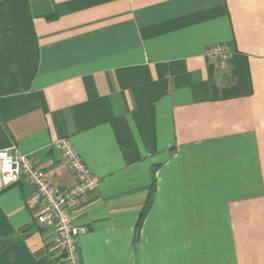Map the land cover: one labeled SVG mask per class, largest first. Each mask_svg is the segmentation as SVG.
I'll use <instances>...</instances> for the list:
<instances>
[{
    "label": "crops",
    "instance_id": "obj_1",
    "mask_svg": "<svg viewBox=\"0 0 264 264\" xmlns=\"http://www.w3.org/2000/svg\"><path fill=\"white\" fill-rule=\"evenodd\" d=\"M61 138L79 264H264V0H5L0 149L63 188ZM34 192L0 181V264H65Z\"/></svg>",
    "mask_w": 264,
    "mask_h": 264
},
{
    "label": "built area",
    "instance_id": "obj_2",
    "mask_svg": "<svg viewBox=\"0 0 264 264\" xmlns=\"http://www.w3.org/2000/svg\"><path fill=\"white\" fill-rule=\"evenodd\" d=\"M206 55L215 57L220 67L228 60L229 48L216 43L206 49ZM54 145L73 174V183L67 186H54L42 169L26 154L16 148L0 149V181L3 186L23 180L34 186L36 200L41 210L34 218L38 224L52 232V245L58 250L65 264H79L78 238L84 230L74 224V203L79 197L93 192L98 179L76 152L67 138L57 139Z\"/></svg>",
    "mask_w": 264,
    "mask_h": 264
},
{
    "label": "trees",
    "instance_id": "obj_3",
    "mask_svg": "<svg viewBox=\"0 0 264 264\" xmlns=\"http://www.w3.org/2000/svg\"><path fill=\"white\" fill-rule=\"evenodd\" d=\"M4 1L5 0H0V4H2ZM152 191L153 190H151L149 195H148V199L146 200L147 203H146L145 207L142 209L141 213L139 214L140 216H139V219H138V226H139V222H141V220L144 218V216H145L144 214L147 213V211H148V208H149L150 203H151L150 200H152Z\"/></svg>",
    "mask_w": 264,
    "mask_h": 264
}]
</instances>
